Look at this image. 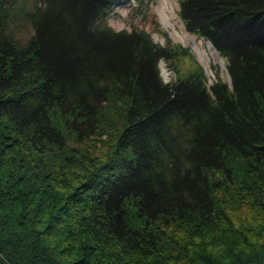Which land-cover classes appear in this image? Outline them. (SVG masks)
<instances>
[{
	"label": "trees",
	"instance_id": "1",
	"mask_svg": "<svg viewBox=\"0 0 264 264\" xmlns=\"http://www.w3.org/2000/svg\"><path fill=\"white\" fill-rule=\"evenodd\" d=\"M121 1L0 0V264H264V0H178L211 83Z\"/></svg>",
	"mask_w": 264,
	"mask_h": 264
},
{
	"label": "rangeland",
	"instance_id": "2",
	"mask_svg": "<svg viewBox=\"0 0 264 264\" xmlns=\"http://www.w3.org/2000/svg\"><path fill=\"white\" fill-rule=\"evenodd\" d=\"M147 4V6L141 5L142 9L149 7L145 17L135 10L137 4L132 1H121L114 4L107 16L108 24L116 30H130L133 26L142 28L149 31L153 40L160 45L169 41L172 44L187 47L194 59L202 65L209 83L215 79V71L223 80H229L225 60L211 43L185 29L178 13V0H149ZM160 70L163 80H170L172 73L164 62L160 63Z\"/></svg>",
	"mask_w": 264,
	"mask_h": 264
}]
</instances>
